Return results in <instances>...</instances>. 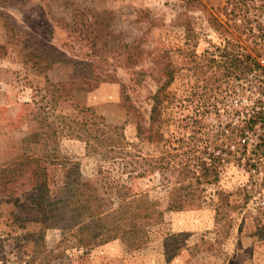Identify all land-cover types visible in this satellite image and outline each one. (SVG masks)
Listing matches in <instances>:
<instances>
[{
  "label": "rangeland",
  "instance_id": "1",
  "mask_svg": "<svg viewBox=\"0 0 264 264\" xmlns=\"http://www.w3.org/2000/svg\"><path fill=\"white\" fill-rule=\"evenodd\" d=\"M92 10L117 41L137 43L138 60L65 94L57 83L84 58L64 24ZM16 32L66 61L38 71ZM159 87L158 146L136 149ZM101 125L122 127L121 154L79 137ZM23 155L64 207L43 226L26 174L1 188L0 264H264V0L0 2V167ZM201 157L216 175L181 173L199 172Z\"/></svg>",
  "mask_w": 264,
  "mask_h": 264
},
{
  "label": "trees",
  "instance_id": "2",
  "mask_svg": "<svg viewBox=\"0 0 264 264\" xmlns=\"http://www.w3.org/2000/svg\"><path fill=\"white\" fill-rule=\"evenodd\" d=\"M3 1L4 0H0V2ZM84 10L86 9L82 11L85 12ZM64 26L69 28L72 32H75L76 40L79 39L82 42L78 46V51L84 58V60L80 61H68L72 67L71 76H75V79L70 78L67 81L57 83L63 87L62 89L65 94L73 90L89 91L97 86L98 83L110 80L113 77V69L111 71H108V69L115 67L116 64L127 67L135 66L139 53L137 43H123L117 41L110 29L109 22L103 14L97 12L93 13V10L90 16L77 12L71 15L70 20L65 23ZM14 35L17 36V42L21 43L20 47L26 48V50L22 52L24 59L29 61L38 71H47L54 65L66 61L57 58L54 54H51L40 46L33 44L26 45L27 40L32 38L29 33L16 32ZM124 52V62H115L116 58L113 57H117ZM110 58H113V61L110 62ZM134 71L136 73L142 72L141 70ZM161 91L162 87L157 88L152 96L153 104L148 117V125L146 127L137 125L135 137L137 138L136 142L140 144L136 149H141L140 145H143L145 151V147L149 143L155 148L158 146L161 137L159 126L163 122H161L162 111L160 107ZM79 137H83L87 142L89 139H93L96 144L99 142L101 146H108L110 150L107 151H113L116 152V154H121L127 143L121 126L107 127L101 125L100 127L98 126V128L85 127L82 128ZM138 151L139 153L141 152V150ZM155 160H157L156 165H159L157 167H160L159 160L154 158L153 161ZM143 161L147 160L143 158ZM216 163L215 158L207 162L205 157H201L195 164V168H198L199 172L198 170L196 173L192 172L191 167H189L188 164H184V166L181 167V173L186 177L188 176L190 180L193 178L194 181H197L200 177H206L209 173L216 175ZM25 174L27 182L30 185L28 201L31 204V209L35 211L33 219H39L43 226L52 225L53 219L59 217V215L56 216L55 212H52V210L59 209L61 211L64 204H62V201L51 197L46 171L38 158L23 155L16 161L13 160L4 165L2 164L0 167V189L7 188L9 184L17 182ZM77 183L78 182H76L75 187H77ZM84 183L85 182H82L81 184ZM184 187L185 186H178L172 188L173 191L176 192L174 193V199L177 202L175 206H179L181 201V197L177 191L184 189ZM186 187H189V184L186 185ZM75 190L79 191V188ZM190 192L191 191L188 190L186 194ZM81 197L82 193L80 195L75 192L74 200L70 201H72L74 205H79L84 202Z\"/></svg>",
  "mask_w": 264,
  "mask_h": 264
},
{
  "label": "built area",
  "instance_id": "3",
  "mask_svg": "<svg viewBox=\"0 0 264 264\" xmlns=\"http://www.w3.org/2000/svg\"><path fill=\"white\" fill-rule=\"evenodd\" d=\"M262 203L264 204V200L262 201Z\"/></svg>",
  "mask_w": 264,
  "mask_h": 264
}]
</instances>
